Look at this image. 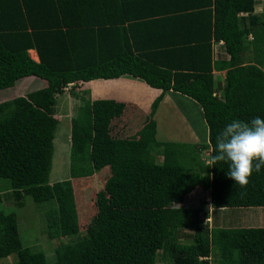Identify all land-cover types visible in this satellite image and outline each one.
Here are the masks:
<instances>
[{"label": "trees", "instance_id": "1", "mask_svg": "<svg viewBox=\"0 0 264 264\" xmlns=\"http://www.w3.org/2000/svg\"><path fill=\"white\" fill-rule=\"evenodd\" d=\"M254 5L0 0V90L26 76L46 80L42 88L0 102V178L17 199L26 194L48 205L50 239L70 238L59 241L48 261L42 250L24 245L17 213L0 205V259L15 254L16 264H156L161 252L170 264H211L217 251L220 264H264V227L208 228L199 223V209L167 206L182 203L197 187L209 189L213 208L264 206V168L241 187L228 177L227 162L207 167L200 158L201 151L214 153L216 136L231 121L264 118V13H254ZM169 33L175 37L166 39ZM212 40L224 41L229 59L212 63ZM32 48L39 61L30 57ZM213 69H226L224 83L215 86ZM125 74L161 89L148 120L133 135L112 137L108 128L124 104L94 99L91 120L82 109L72 118L69 177L50 183L58 95L69 83ZM74 88L69 92L75 97ZM167 90L202 107L207 144L156 138L153 116ZM86 136L89 150L78 151L75 141ZM104 166L110 168L107 219L82 233L72 178ZM184 228L193 229L191 243L177 240Z\"/></svg>", "mask_w": 264, "mask_h": 264}, {"label": "rangeland", "instance_id": "2", "mask_svg": "<svg viewBox=\"0 0 264 264\" xmlns=\"http://www.w3.org/2000/svg\"><path fill=\"white\" fill-rule=\"evenodd\" d=\"M264 11L262 12V14ZM264 68V67H263ZM42 82V80L40 81ZM248 81H246L247 83ZM224 83V80L223 82ZM19 83L13 87L0 90V102L12 97L9 94L15 89ZM39 89L38 87L28 88V92ZM63 94H60L62 96ZM63 95L58 103L55 117L58 118L59 124L56 129L54 139V154L52 159V168L49 175L50 183L69 177L70 164V146L72 117L77 111L78 103L71 96ZM67 98V99H66ZM183 105V103H181ZM184 111L190 110L188 105H183ZM188 107V108H187ZM114 121L111 122V125ZM140 126L133 128L127 133H118V135L130 136L135 134ZM183 128L178 127L176 131ZM172 132V130H170ZM173 133H175L173 131ZM122 136V137H123ZM82 137V136H79ZM79 137H74V140ZM85 140H76L75 147L78 151L89 150V136ZM199 138V137H198ZM73 140V139H72ZM191 147H183L188 151ZM208 150L200 152V158L208 155ZM155 160L161 162L162 157L159 153L155 154ZM110 176L109 166L102 169H96L94 174L87 177L72 178L75 182L76 205L79 212V228L83 233L88 227L104 223L107 219V203L109 199L108 181ZM103 178V179H102ZM105 178V180H104ZM9 181L0 178V205L6 210H14L17 213V222L20 238L24 245L34 250H42L48 261L54 260V250L59 241H69V237H61L58 239H50L46 233V225L44 219V211L48 206L46 203L37 204L31 196L23 195L17 199L10 189H8ZM191 193V194H190ZM187 194L182 203L170 202L169 207L186 206L199 209V223L206 225L208 228L213 226H254L264 227V206L255 207H235V208H213L210 203L209 189H194ZM213 210L209 213V207ZM218 209V210H215ZM105 211V212H104ZM192 228L180 229L177 240L181 243L192 242ZM219 254L214 251L211 255V264H220L218 262ZM15 254H10L6 258L0 259V264H16ZM156 264H170L169 257L158 253Z\"/></svg>", "mask_w": 264, "mask_h": 264}, {"label": "crops", "instance_id": "3", "mask_svg": "<svg viewBox=\"0 0 264 264\" xmlns=\"http://www.w3.org/2000/svg\"><path fill=\"white\" fill-rule=\"evenodd\" d=\"M263 11L264 0H255L254 13L261 14ZM168 35L166 39L175 37L173 33H169ZM250 38L251 35H249ZM211 42L212 63L216 60L229 59V54L223 46L224 41L215 42L212 40ZM28 53L32 59L39 61L38 54L34 48L29 49ZM225 73L226 69L212 70L215 86L222 84ZM41 80L42 82H40ZM17 83L19 84L15 86V89L9 92V94H13L9 98L25 95L28 93L27 90L30 87L42 88L46 86V80L33 75L21 78L15 85ZM72 86L73 88L75 87L74 91L77 94L75 97L69 92ZM160 92L161 89L149 86L144 80L125 74L113 79L99 78L88 81L80 80L76 84L69 83L64 87L61 94L67 95L66 97L71 96L72 99L76 100L79 104L76 113L82 109L84 115L90 120L91 110L89 107L94 99H113L123 103L124 108L122 113L120 116L112 119L114 124L111 125L110 123L108 128L112 137H122L123 135H118V133L128 134V131H131L133 128L140 126V129L145 124L149 118L150 105ZM62 96L60 94L58 95V103L61 101ZM58 103L55 109H53L55 114ZM181 103L185 106L188 105L191 109L184 111V106ZM153 117L157 123L156 138L160 141L187 142L193 144H207L209 142L208 126L203 116L202 107L195 100L178 91L167 90L164 93ZM178 127L183 129L176 131ZM196 189H200V187Z\"/></svg>", "mask_w": 264, "mask_h": 264}, {"label": "clouds", "instance_id": "4", "mask_svg": "<svg viewBox=\"0 0 264 264\" xmlns=\"http://www.w3.org/2000/svg\"><path fill=\"white\" fill-rule=\"evenodd\" d=\"M203 160L207 167L227 162L228 177L241 187H247L253 172L264 168V118L257 116L250 122L228 123L216 136L214 153ZM212 210L210 206L209 213Z\"/></svg>", "mask_w": 264, "mask_h": 264}]
</instances>
